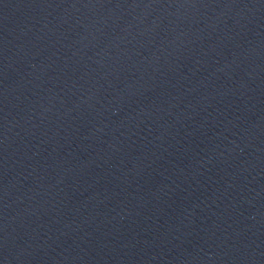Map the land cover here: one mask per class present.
<instances>
[{"label": "water", "instance_id": "95a60500", "mask_svg": "<svg viewBox=\"0 0 264 264\" xmlns=\"http://www.w3.org/2000/svg\"><path fill=\"white\" fill-rule=\"evenodd\" d=\"M0 264H264V0H0Z\"/></svg>", "mask_w": 264, "mask_h": 264}]
</instances>
